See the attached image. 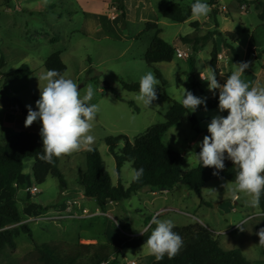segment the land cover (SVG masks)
<instances>
[{"label": "rangeland", "instance_id": "obj_1", "mask_svg": "<svg viewBox=\"0 0 264 264\" xmlns=\"http://www.w3.org/2000/svg\"><path fill=\"white\" fill-rule=\"evenodd\" d=\"M209 1L202 0L208 4ZM256 1L264 3V0H219L217 6L220 12L216 18L218 30L237 35L232 43L239 55L237 61L231 60L232 55L223 48L219 37L216 36L215 41L226 73L233 72L240 62H249L241 78L251 86L264 87V22L259 18L261 11L256 8ZM173 3L187 12L195 0H124L125 21L113 0H0V61L2 57L5 61L0 70V100L12 98V106L8 103L6 108L10 112L18 111L17 100L27 111V105L38 110L34 99L40 97L39 88L46 84L39 79L46 72L45 61L54 52H61L67 66L66 76L81 88V95L84 94L83 86L89 83L95 89L91 103H98L100 112L94 121L91 134L95 140L90 147L99 150L113 184L117 186L120 178L128 188L133 181V164L126 163L119 175L105 139L127 136L133 142L150 127L164 124L171 100L182 104L183 88L193 93L194 82L199 84L195 96L207 98L213 92L208 90L207 81L200 78V72L210 67L213 41L196 54L194 68L190 61L192 50L181 42V37L200 38L216 30L212 7L209 5L211 11L207 16L192 17L179 24L163 16ZM147 22L158 23L160 37L176 49L172 62L146 63L144 56L155 36V31L142 34ZM192 22L201 24L198 31L191 27ZM259 55L260 64L255 60ZM22 65H27L32 75L4 85L5 78ZM149 71L155 76L156 71L162 74L167 81L168 97L157 94L152 105L145 106L136 101L138 92H129L123 84L139 83ZM160 86L159 80L157 89ZM216 91L219 95V90ZM194 114L203 131H207L214 116H227V112L220 113L218 109L203 111L201 105ZM3 137L0 128V142L4 141ZM203 137L192 130L187 116L166 133L168 145L183 155L184 172L197 166L195 154H198ZM123 145L121 143L120 148ZM85 151L87 149H81L61 157L59 166L67 183L65 190L53 177L44 184H37L32 174L33 160L25 161L20 177L22 184L15 197L23 218L20 225H27L33 238L21 233L14 250L0 253V264H42L37 246L52 241L64 242L68 255L82 253L79 261L83 263L90 254L85 249L73 248L76 245L109 243L114 247L111 257L118 262L137 261L142 250L145 251L142 248L145 242L139 245L142 238H133V235L145 227L150 229V235L155 228V224H151L153 217L169 219L175 227L199 224L211 232L224 249H238L251 264H264V246L258 245L257 235L259 229L264 228V212L260 207H251L250 198L244 194L234 199L229 191L233 182L226 179L208 182L202 189L204 204L195 192L176 186L171 191L146 188L132 194L128 200L109 202L106 209L101 210L95 200L84 196L81 203L76 202L80 195L77 190L81 189L79 177L86 171ZM224 162L233 163L227 154ZM33 187L39 192L29 194L27 190ZM9 197L8 193H2L0 202Z\"/></svg>", "mask_w": 264, "mask_h": 264}, {"label": "trees", "instance_id": "obj_2", "mask_svg": "<svg viewBox=\"0 0 264 264\" xmlns=\"http://www.w3.org/2000/svg\"><path fill=\"white\" fill-rule=\"evenodd\" d=\"M219 0H210L212 7V16L215 18L216 30L200 38H191L189 36L181 37V42L191 46V65L196 66V54L204 45L213 41L211 52L210 67L215 71L217 80L223 84L232 72L223 73L220 69L219 50L215 37L222 40L223 48L228 51L232 61H237L239 55L232 45L237 39V35L231 32L219 31V24L216 20L219 15L217 8ZM256 8L260 10L259 18L264 22V3L256 1ZM113 5L121 13L122 20H126L124 0H113ZM164 18L175 22L185 23L193 16L191 8L187 12L177 3L169 5L164 13ZM191 27L198 31L201 27L199 22H192ZM155 31V36L147 49L144 59L147 64L154 65L158 63H170L176 57V49L160 37L161 29L156 22H147L145 24L146 33ZM264 52V51H263ZM256 62L260 64L261 56L255 57ZM5 65L4 58L0 61V70ZM45 69H55L66 74L67 66L62 60L61 52H54L45 61ZM264 69V66L262 67ZM32 71L27 65H22L15 73L9 75L4 80V85L11 84L19 79L28 78ZM156 77L160 80L161 86L157 89L159 96H167L165 87L167 81L159 71H156ZM129 92H139V83L123 84ZM199 88V84L194 82L193 94ZM218 93L215 90L212 95L206 98L205 105H201L203 111L218 109ZM40 98V97H39ZM39 98H35L36 101ZM20 112L27 116L28 111L23 108L20 102L16 101ZM12 105V101H9ZM131 107H135L130 102ZM135 110L138 109L135 107ZM188 117L192 130L196 134L210 135L208 131H203L199 121L191 109L185 108L182 104L171 100V107L165 114V123L154 125L146 132L137 136L133 142L127 136L108 137L105 143L116 164V171L120 175L123 166L132 162L133 169L143 168L144 172L138 181H132L128 188L124 187L120 178L118 185L113 184L112 178L105 168L104 160L97 148L85 151L86 171L79 177L78 184L83 190L84 197L95 200L101 210H105L109 202L119 203L128 200L132 194L138 193L143 189L173 190L176 186H183L189 191L195 192L202 199V189L214 179H226L234 181L235 169L233 163H225V168L219 172L218 176L213 175L214 168L202 167L199 163L193 169L186 172L182 170L184 158L180 151L174 149L165 141L166 133L173 127L180 124L184 117ZM39 121V120H38ZM40 122V121H39ZM123 147L120 148V144ZM201 151L199 148L198 153ZM43 154L42 139L39 133L21 131L15 133L5 144H0V195L4 192L10 197L4 202H0V253L5 250H14L16 248V239L23 233L33 238L32 232L27 225H20L23 221L18 208L15 195L19 191V180L24 171V163L27 159L34 162L32 174L35 182L39 185L44 184L49 177L56 178L60 188L65 190L67 183L60 170V158H53L52 163L40 159ZM260 209L264 212V193L260 198ZM20 225L17 229H10L11 226ZM183 238V247L179 253L169 259L167 256L161 261H155L152 264H251L249 260L238 249L227 250L213 238V234L205 227L199 224H190L183 227H174ZM67 246L64 242H46L37 246L42 264H101L111 258L114 247L109 244L103 245H76L73 248L78 250L85 249L90 254L86 263L80 262L82 253L66 254Z\"/></svg>", "mask_w": 264, "mask_h": 264}, {"label": "clouds", "instance_id": "obj_3", "mask_svg": "<svg viewBox=\"0 0 264 264\" xmlns=\"http://www.w3.org/2000/svg\"><path fill=\"white\" fill-rule=\"evenodd\" d=\"M190 8L191 15L197 19L211 11L209 4L202 0H195ZM248 68L249 62H240L223 84L217 80L211 67L200 72V78L207 81L209 91L219 90L218 111L227 112V116L216 115L211 119L207 125L210 135H205L199 142L201 151L195 156L202 167L216 169L213 175L218 176L225 168L227 154L235 169L233 187L229 189L232 197L239 199V194H244L250 198L248 204L258 208L264 193V87L251 86L241 78ZM39 79L46 84L39 88L38 110H33L31 105L26 106L28 113L24 126L30 127L37 120L42 124L39 134L43 154L40 159L52 163L53 158L71 155L81 149L90 151L95 140L91 132L100 112L99 104L91 103L95 96L93 85L83 86L84 94L81 95L77 83L55 69L47 70ZM158 84L153 72L144 74L139 81L136 101L145 106L152 105L157 99ZM202 104L206 108V98L197 97L183 88L182 105L185 108L195 112ZM143 172V168L132 169L131 179L138 181ZM151 224H155V228L142 248L157 261L165 256L172 259L183 247V238L173 231L175 225L169 219L153 217ZM257 235L258 245L264 246V228H260Z\"/></svg>", "mask_w": 264, "mask_h": 264}, {"label": "crops", "instance_id": "obj_4", "mask_svg": "<svg viewBox=\"0 0 264 264\" xmlns=\"http://www.w3.org/2000/svg\"><path fill=\"white\" fill-rule=\"evenodd\" d=\"M219 5V4H218ZM191 49V46L188 45ZM188 55V54H187ZM220 68L222 70L223 73H226V69L222 68L221 66V62H220ZM12 98H3L2 100H0V128L1 131L3 133V138L4 141L0 142V144H5L15 133L21 132V131H29V132H34V133H40V128L42 126L41 122H34L30 127H25L24 126V122L26 119V116H24L19 110L14 113V112H10L8 111L7 105L9 103V101ZM19 102V100H17ZM36 125H38L36 127ZM22 182L19 180V185L21 186ZM77 192H80L78 194H80V198L79 196L77 197L78 200L76 202H82L83 200V190H77ZM68 196V195H67ZM264 214V213H262ZM183 227V226H182ZM150 229H147V227H145L143 230H141L140 232H138L137 234L133 235V238H142V240L139 242V245H142L146 239L150 236L149 235ZM156 259L154 256L148 255L146 250L141 252L140 258L137 261H131L130 263L134 262L135 264H140V263H146V264H152L153 262H155ZM127 263V264H130Z\"/></svg>", "mask_w": 264, "mask_h": 264}, {"label": "built area", "instance_id": "obj_5", "mask_svg": "<svg viewBox=\"0 0 264 264\" xmlns=\"http://www.w3.org/2000/svg\"><path fill=\"white\" fill-rule=\"evenodd\" d=\"M179 55H181V57H182L183 54L179 53ZM11 106H12V105H11ZM17 110H19L18 105H17ZM27 192H29V194H35V193L39 192V190H38L37 187H33V188H29V189L27 190ZM101 264H123V263H120V262H118L117 259H115L114 257H111V258H109L108 260L102 262ZM130 264H135V263L132 262V263H130Z\"/></svg>", "mask_w": 264, "mask_h": 264}, {"label": "bare ground", "instance_id": "obj_6", "mask_svg": "<svg viewBox=\"0 0 264 264\" xmlns=\"http://www.w3.org/2000/svg\"><path fill=\"white\" fill-rule=\"evenodd\" d=\"M179 57H181V55H179Z\"/></svg>", "mask_w": 264, "mask_h": 264}]
</instances>
